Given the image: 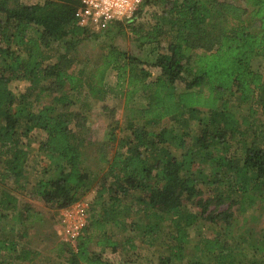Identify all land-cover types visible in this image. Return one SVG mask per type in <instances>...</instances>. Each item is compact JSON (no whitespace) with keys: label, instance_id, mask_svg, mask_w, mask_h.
<instances>
[{"label":"trees","instance_id":"1","mask_svg":"<svg viewBox=\"0 0 264 264\" xmlns=\"http://www.w3.org/2000/svg\"><path fill=\"white\" fill-rule=\"evenodd\" d=\"M245 2L144 0L138 11L159 10L126 26L161 51L152 78L114 45L91 60L76 53L94 32L77 24L76 0H0V221L13 216L0 226V264H264V228L227 231L264 201V75L253 66L264 63V0ZM208 85L212 103L186 101ZM39 96L51 99L35 107ZM108 98L124 99L123 120L89 142L87 114L96 103L111 112ZM35 131L46 163L33 196L61 209L94 194L74 246L56 234L48 250L34 245L36 218L19 209ZM90 146L103 166L87 162Z\"/></svg>","mask_w":264,"mask_h":264},{"label":"rangeland","instance_id":"2","mask_svg":"<svg viewBox=\"0 0 264 264\" xmlns=\"http://www.w3.org/2000/svg\"><path fill=\"white\" fill-rule=\"evenodd\" d=\"M25 3H36L41 2L43 0H22ZM233 3L239 4L244 6L246 4L245 0H228ZM247 5V4H246ZM249 6V5H248ZM250 7V6H249ZM138 11V15L136 17V24L143 22L144 24H148L151 17L150 12L154 10H159V7L156 6H149L144 7V9H140ZM248 17V16H247ZM94 32H89V36L87 38H80L75 39V47L76 53L82 59H94L98 58L101 53L105 51V48L111 45L116 46L120 50L124 51L129 55L136 56L141 61V67L150 71L151 77L155 78L159 73L160 69L151 66L153 59L156 57L158 52H161L159 49H152V45H147L140 47L138 43L134 41L133 34L126 26V21L122 22V26L117 25L116 23L110 24L107 28L98 30L92 29ZM33 36H36V32H30ZM18 46L22 44L15 40ZM59 43V44H58ZM54 47L58 46V48L64 51L65 47L63 46L62 41H54L52 44ZM54 50H51L53 52ZM53 54V53H52ZM210 62V58L207 59ZM254 68L260 70L264 75V63L259 60L253 61ZM109 83L113 84L114 81V74L109 73L107 77ZM20 88L24 87L23 83H17ZM176 90L182 91V85L176 84ZM202 94L195 93L196 95H191L186 101L189 102H196L200 104H210L214 100L212 95V88L208 86H202L201 90ZM50 97L47 96H39L35 97V107H40L44 104H48L50 101ZM105 105L111 108V112L108 111L109 109L105 108L104 110L101 107L100 103H96L94 108L87 114V121H86V137L88 141H102L105 140L108 134L109 126L113 123L114 120H119L120 122L123 120L122 117L125 111V104L124 99L118 98H108L105 101ZM113 115V118H111ZM168 119H164L161 121L160 124L156 126H148V129L157 131L161 126L167 125ZM43 137V134L35 131L31 133L29 142L31 144V158L28 161V164L31 166V173L28 177V188L24 191V193H20L17 191H13L16 197L18 198L19 209L21 210V205H29L31 207L30 212L33 214L36 219H33V227L34 230L40 229L41 231L36 235L37 239L33 241L34 245L42 248L43 251L48 250L53 235L56 234V240H63L62 236L58 234L59 227V219L61 216V211L64 208L57 209L54 203L47 204L43 202L40 198L33 196L31 193L32 184L36 181L37 177H39L40 173V166L46 163V158L38 151V142ZM27 140V139H25ZM87 162L91 164L93 167H97L96 164L99 162L101 166H103V162L98 159V155L96 154V147L90 146V151L88 153ZM93 192L88 193L84 198L80 199L84 201L88 205V209L90 207V203L93 200ZM79 201V200H78ZM13 217V216H12ZM7 218L6 221H0V226L5 225V223L10 222ZM233 223L230 224L227 228V231L231 235H246L250 230L259 233L261 229L264 228V201L258 202L257 206L249 211L246 214H235ZM204 230V229H203ZM191 237L198 235L200 233V229L190 230ZM66 240V239H64ZM68 241V240H67ZM74 246L75 241H69ZM49 245V246H48ZM192 249V247L190 248ZM153 258V256H151ZM23 264H29L27 262ZM36 264V263H33ZM139 264H150L145 259L140 260Z\"/></svg>","mask_w":264,"mask_h":264},{"label":"built area","instance_id":"3","mask_svg":"<svg viewBox=\"0 0 264 264\" xmlns=\"http://www.w3.org/2000/svg\"><path fill=\"white\" fill-rule=\"evenodd\" d=\"M75 18L81 27L102 30L114 22L131 19L144 0H76ZM88 205L77 201L61 211L58 234L74 242L86 225Z\"/></svg>","mask_w":264,"mask_h":264},{"label":"bare ground","instance_id":"4","mask_svg":"<svg viewBox=\"0 0 264 264\" xmlns=\"http://www.w3.org/2000/svg\"><path fill=\"white\" fill-rule=\"evenodd\" d=\"M77 22V21H76ZM115 23V22H114ZM85 28V27H84ZM90 29V28H89Z\"/></svg>","mask_w":264,"mask_h":264}]
</instances>
